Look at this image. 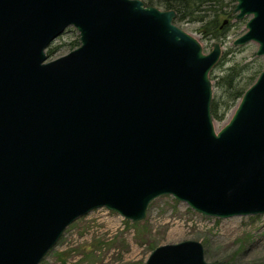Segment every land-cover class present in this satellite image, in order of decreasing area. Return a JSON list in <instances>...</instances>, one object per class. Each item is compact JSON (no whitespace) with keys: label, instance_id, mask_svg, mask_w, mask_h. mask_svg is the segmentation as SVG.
<instances>
[{"label":"water","instance_id":"obj_1","mask_svg":"<svg viewBox=\"0 0 264 264\" xmlns=\"http://www.w3.org/2000/svg\"><path fill=\"white\" fill-rule=\"evenodd\" d=\"M234 46L264 58V0ZM142 0H0V264H40L65 229L98 209L132 223L170 196L218 219L264 214V69L228 123L211 117L208 54ZM68 27L79 46L47 61ZM145 264L207 263L184 241Z\"/></svg>","mask_w":264,"mask_h":264},{"label":"rangeland","instance_id":"obj_2","mask_svg":"<svg viewBox=\"0 0 264 264\" xmlns=\"http://www.w3.org/2000/svg\"><path fill=\"white\" fill-rule=\"evenodd\" d=\"M142 1L146 5L145 0ZM235 5V0H219L214 9L206 12V16L214 17L217 25L224 22L220 31H227L220 41L204 35L203 25L209 22L207 18L203 24L187 21L174 24L198 40L205 54L218 43L222 55L211 73L222 78L233 69L237 74L236 87L248 89L264 69V58L256 56L258 45L254 42L233 45L246 32L248 21V18L235 19ZM153 7L165 11L159 5ZM78 46V32L68 27L46 49L47 61L65 56ZM49 50H52L51 55H48ZM211 82L212 99L218 100L222 95L220 86L224 84H217V80ZM237 104L222 122L213 120L216 130L228 123ZM184 241L199 242L207 263L264 264V214L224 221L205 218L170 196L151 202L145 218L139 223L102 208L67 227L40 264H145L155 248Z\"/></svg>","mask_w":264,"mask_h":264},{"label":"trees","instance_id":"obj_3","mask_svg":"<svg viewBox=\"0 0 264 264\" xmlns=\"http://www.w3.org/2000/svg\"><path fill=\"white\" fill-rule=\"evenodd\" d=\"M219 0H145L146 5L154 6L159 5L164 10H173L176 13L174 23L182 21L204 23L206 18L208 23H204V35L206 37L212 36L214 40L220 41L224 38L227 29L220 31L224 26L216 24L214 17L206 16L207 10L214 9ZM210 13V12H209ZM213 15V14H212ZM214 23L217 25H214ZM52 54V50L48 51V55ZM236 76L233 69H229L227 74L222 78L214 77L213 73L210 74V80H217V84H224L220 86L222 92L218 100L212 99L211 102V117L217 122H222L226 113L233 108L241 99L244 91L247 88L238 89L236 87Z\"/></svg>","mask_w":264,"mask_h":264},{"label":"bare ground","instance_id":"obj_4","mask_svg":"<svg viewBox=\"0 0 264 264\" xmlns=\"http://www.w3.org/2000/svg\"><path fill=\"white\" fill-rule=\"evenodd\" d=\"M198 41V40H197ZM195 212V211H194ZM205 218H210V217H206V216H204ZM235 218H240V217H233V218H229V219H235ZM214 219H216V220H223L224 221V219H218V218H214ZM226 220V219H225Z\"/></svg>","mask_w":264,"mask_h":264}]
</instances>
